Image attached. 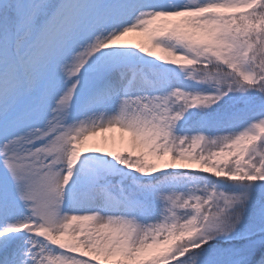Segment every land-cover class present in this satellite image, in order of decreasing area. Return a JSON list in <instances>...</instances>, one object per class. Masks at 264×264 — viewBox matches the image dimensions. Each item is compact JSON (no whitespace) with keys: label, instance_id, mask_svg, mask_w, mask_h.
<instances>
[{"label":"rangeland","instance_id":"obj_1","mask_svg":"<svg viewBox=\"0 0 264 264\" xmlns=\"http://www.w3.org/2000/svg\"><path fill=\"white\" fill-rule=\"evenodd\" d=\"M252 8L0 0V264H128L177 233L140 263L162 255L160 264H252L264 255V28L254 45L217 19ZM171 96L182 126H169ZM117 151L146 164L172 155L174 172L107 183ZM197 168L203 174L189 175ZM217 168L241 178L206 181ZM101 186L115 187L114 201Z\"/></svg>","mask_w":264,"mask_h":264},{"label":"trees","instance_id":"obj_2","mask_svg":"<svg viewBox=\"0 0 264 264\" xmlns=\"http://www.w3.org/2000/svg\"><path fill=\"white\" fill-rule=\"evenodd\" d=\"M248 1L252 2L253 4L252 9L242 10L241 12L233 11L232 14H229V15L224 14V12H221V14H219L220 17L217 18L219 21L218 20L217 21H218V27L222 29V32L226 33L225 31H227L228 33L226 34H231L232 32H234L235 34H238L240 37L242 35L244 36V39L245 41H247V43H251L255 45V42H258L259 40L263 39V38H260L262 37V33L260 31L264 28L263 27L264 26V14H261V12H264V0H246V2ZM235 14L238 16V18H234ZM163 21L166 27L171 22H174V21L175 22L178 21V23L181 22V20H176V18L167 19V20L164 19ZM213 24L214 23H212V25ZM181 26L183 27L181 31H183V29L187 27L184 24H181ZM241 46H242V43L235 41L231 48L233 49L238 48V47L240 48ZM248 47L250 48V46ZM210 62H211L210 64H206L207 62L206 63L197 62L198 63L197 66H199L201 69L203 68L204 70H206L207 68H209L210 65L214 64L212 59ZM25 72H27L28 74L29 70L25 69ZM234 74L236 75V79L239 78V75H237V71L234 72ZM27 76L30 77V75H27ZM227 81L229 82L231 80L228 79ZM38 83L39 81L37 79H34L33 77H31L30 78V89H35ZM163 96L165 99V95ZM173 100L174 99L172 96L164 100L165 106H166L164 107V109L167 111V115L170 120L169 126L171 127V123L175 124L177 122H180L179 126H182L185 121H188V119L184 115L185 114L184 110H181L180 108L177 110L178 106H176V110L174 112L171 113L169 111L173 107L172 106L173 104H171ZM175 119H177L178 121H175ZM164 125L167 126L168 124L165 123ZM110 156L111 154L109 155V157ZM113 157H114V160L118 162V166L114 168V170L107 172L108 173L107 179L108 181H110V183L114 181L121 182L120 180L122 179L131 180L134 177H136V179L140 181H149V180L157 179L161 175L170 174L174 172L170 168V161H171L170 158L172 157V155H167L162 165H160L159 162H153V163L150 162L146 164L144 161V157L142 159L133 160V158L128 157L127 154L122 153V152L120 153L118 151L117 153H115V156ZM199 163L200 161L196 159V165L194 166L198 167ZM196 174H203V172L197 168L194 173H189V175H196ZM219 176H221V179H225L228 182L232 180H239L241 178V177H235V175L231 173L230 171H222L221 169H218V168L214 169L212 172H207L204 175L206 181L208 180V182H213V183H216L218 181ZM256 179L257 178L251 179V181H256ZM247 180H250V179H247ZM103 191L105 190L103 189ZM108 194L111 199L114 197L113 193L108 192ZM258 202H260L261 206L264 205V198H261V200H259ZM135 205L137 207H140L142 204H140L139 202H136ZM237 209H239L238 206H235L233 208L235 213H237L236 212ZM178 235H179V238H178ZM175 240H177V242L180 240V234L177 233V236L174 237L172 241L166 240L162 244H158L154 248L148 250V252H146V254H144L140 258H131L133 259V261L126 259L125 263L127 262L128 264H131V263L132 264H143L144 259H146L148 256H153V255L156 256L157 254L164 252L167 249V246L175 243ZM161 258H165V256L162 257L161 255V257H158L157 259H155L156 263L158 262V264H160L162 262ZM259 258L261 259L264 258V255L260 256ZM259 258L254 260L252 264H254V262H256ZM139 259H143V261L140 263Z\"/></svg>","mask_w":264,"mask_h":264}]
</instances>
